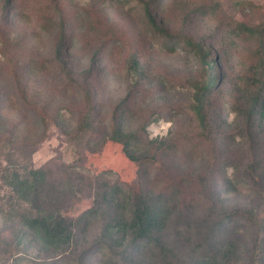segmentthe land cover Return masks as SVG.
<instances>
[{
  "label": "rangeland",
  "instance_id": "1",
  "mask_svg": "<svg viewBox=\"0 0 264 264\" xmlns=\"http://www.w3.org/2000/svg\"><path fill=\"white\" fill-rule=\"evenodd\" d=\"M151 1L58 0L57 7L52 0H0V230L14 226L10 218L19 209L3 180L4 173L43 168L58 190L70 183L74 196L68 195L61 208L74 218L93 206L96 193L107 182L135 183L138 166L126 157L122 145L112 141L102 144L110 115L129 94L134 98L124 115L126 130L136 131L151 122L146 128L150 139L171 137L181 144L194 137L193 125L183 111L196 62L181 46L174 54L166 53L163 42L154 37L145 13V4ZM159 7V19L174 34H186L212 48L223 77L232 70L236 76L251 65V45L244 43L227 51L221 28L226 21L264 24V0H161ZM196 9L206 15L197 16L193 13ZM61 38L62 55L71 68L77 72L93 69L92 86L102 118L92 136L74 137L81 100L75 91L65 90L55 65ZM140 74L143 79L137 82ZM58 110L61 125L43 122ZM209 115L215 127H221L226 118L216 101ZM233 119L230 116L228 121ZM27 135L34 142L28 147L23 146ZM200 148V159H210L211 146L204 143ZM233 148L237 152L234 166L242 183L216 199L218 211L253 207L264 219V201H256L255 190L241 173L247 166L241 154L244 148ZM234 170H227L229 177ZM200 190L204 201L202 189L196 192ZM202 219L180 220V226H191L180 237L183 251H153L149 264H202L203 255L218 249L221 241L204 234ZM102 225L101 218L91 220L87 228L82 225L77 245L65 257L57 259L31 244L28 251L25 246H13L10 254L0 255V264H78L85 248L91 250L86 264H104V256L94 253ZM248 226L241 222L232 236L225 231L226 240L233 238L241 244L237 264H264L263 236ZM170 233L174 237L175 231Z\"/></svg>",
  "mask_w": 264,
  "mask_h": 264
},
{
  "label": "trees",
  "instance_id": "2",
  "mask_svg": "<svg viewBox=\"0 0 264 264\" xmlns=\"http://www.w3.org/2000/svg\"><path fill=\"white\" fill-rule=\"evenodd\" d=\"M160 1L145 4L150 31L163 42L166 53L174 54L181 46L196 62L194 75L188 82L189 101L183 111L193 125L194 137L181 144L171 137L150 139L146 128L151 122L136 131L126 130L124 115L134 98L129 94L110 115L102 144L112 141L122 145L126 157L138 166L135 183L107 182L96 193L93 206L74 218L66 216L61 208L68 195L74 196L70 183L64 190H58L43 168L14 170L11 175L4 173L3 180L15 195L19 209L10 218L14 226L0 230V255L10 254L13 246H25L28 251L31 244H36L42 253L57 259L65 257L77 245L81 226L87 228L95 218H101L103 225L94 253L104 256V264H149V253L158 250L179 254L183 251L180 237L184 229L191 227L180 226L182 219L203 218L204 234L209 239L221 240L218 249L203 255L202 264L238 263L241 244L233 238L226 240L225 231L228 234L230 231L232 236L241 222L264 239V219L253 207L231 212L221 207L222 211H218L216 202L221 194L234 191L242 183L234 166L237 152L233 146L244 148L241 154L247 166L241 173L255 190L256 201H264V24L226 21V26L221 28L226 50L237 49L245 43L251 45L253 55L248 69L236 76L232 70L223 77L211 47L186 34H174L159 19ZM52 2L59 7L58 0ZM209 11L214 9L211 7ZM193 13L199 16L202 10L196 9ZM62 45L61 38L55 65L65 90L75 91L81 100L74 137L92 136L102 118L92 86L93 69L77 72L71 68L62 55ZM136 64L140 65V61ZM141 79L140 74L137 82ZM213 101L226 113L221 127H215L209 115ZM230 116H234L233 121H228ZM49 117L43 118V122L56 125L63 122L60 110ZM23 141L27 147L34 143L29 135ZM204 143L212 148L207 161L200 159V146ZM230 168L235 169L232 177L227 173ZM198 188L206 197L204 201L200 198L201 190L196 192ZM89 253L90 248L82 250L78 264H84Z\"/></svg>",
  "mask_w": 264,
  "mask_h": 264
}]
</instances>
